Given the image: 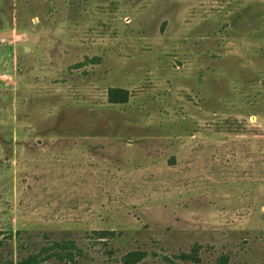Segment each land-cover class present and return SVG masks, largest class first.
I'll return each instance as SVG.
<instances>
[{"label":"rangeland","instance_id":"374dc122","mask_svg":"<svg viewBox=\"0 0 264 264\" xmlns=\"http://www.w3.org/2000/svg\"><path fill=\"white\" fill-rule=\"evenodd\" d=\"M58 241L264 264V0H0V262Z\"/></svg>","mask_w":264,"mask_h":264},{"label":"trees","instance_id":"16d2710c","mask_svg":"<svg viewBox=\"0 0 264 264\" xmlns=\"http://www.w3.org/2000/svg\"><path fill=\"white\" fill-rule=\"evenodd\" d=\"M107 99L110 104H124L128 100V92L119 88H109ZM111 233V232H110ZM111 235V234H110ZM71 250H77V247L72 241L53 242L48 247H42L37 253L29 254L26 257H21L14 261L6 259L0 264H77L74 259V254ZM145 256L142 252H129L122 257L123 264H136ZM184 260L198 261L196 251L182 255ZM53 262H49V260ZM224 259H221L220 264H223ZM178 264V263H177Z\"/></svg>","mask_w":264,"mask_h":264}]
</instances>
